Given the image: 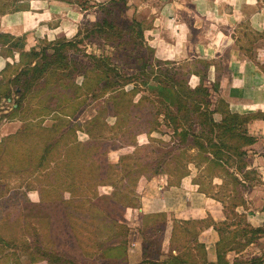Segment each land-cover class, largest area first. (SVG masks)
Masks as SVG:
<instances>
[{"label":"rangeland","instance_id":"rangeland-1","mask_svg":"<svg viewBox=\"0 0 264 264\" xmlns=\"http://www.w3.org/2000/svg\"><path fill=\"white\" fill-rule=\"evenodd\" d=\"M62 1L65 4L75 5L74 8L85 13L83 18L80 16L77 18L76 37L68 38L70 34L66 32L71 28L66 18L75 20L71 18L72 10L55 2L53 3L55 9L48 14V18L52 20L51 27L62 25L63 31L68 36H59V34L56 38L49 36L51 40L41 38L40 41H37L39 38L36 36L37 40L31 38V45L27 46L25 35L14 37L15 40L11 39V47L1 46L0 54L11 56L13 64L0 79V109L2 110L0 139L14 133L3 139L0 144V239L9 240L10 246L7 247L20 252V257L12 256L11 261H27V254L33 253L37 259L45 255L50 256V259L55 262V258H58L61 261L60 264L71 262L112 264L108 261L90 262L86 257L97 253L92 249L94 239L105 237V240L109 241L107 242L109 246L126 243V247L138 238L143 244H150L153 256H159L160 245L162 246L164 239L163 230L159 226L162 222L157 224L159 227L143 226L139 232L132 233L127 225L123 233L106 223L97 229L99 224L93 223L87 216L89 206H81V210L64 206L60 202V196L62 194L65 196L64 189L59 188V192L54 194L56 189L48 186L51 180L55 184V173L65 175L64 171L69 170L66 168L70 162L69 154L76 157L81 165H85L89 160V158L85 160L86 155L92 156L98 149L103 155L102 159L106 158L100 169L103 175L109 170L108 164H121L119 159L125 157L124 155H132V158H128L129 160L122 165L124 169L127 168L124 167L125 165L133 166L132 160L136 156L141 159V162H138L140 167L136 170V174L153 176L152 171L163 167L167 182L171 181L173 184L181 179L179 175L183 172H191L193 169L197 175L196 170L199 169L201 172L197 179L200 189L207 196L220 202L221 215L225 219L224 223L228 225L218 224L215 245H212L210 252L218 249L220 244L222 251L232 249L231 252H227L228 261L231 264H264V160L261 159L264 150L260 145L253 149V145L247 144L245 140L246 137H252L248 134L249 125L261 120L262 115L242 116V119L238 121L240 128L238 136L227 135L222 136L221 139L217 138L218 135H225L220 130L211 134L216 137L215 141L221 146L225 159L221 167L200 158L204 157L205 152L199 149L200 143L192 139L184 144L181 151L174 152L165 147V144H151V140L149 143L150 128L153 129V139L159 141H170L169 133H171L165 127L164 115L167 105H163L158 98L160 83L156 79L169 73L172 76L179 74L176 76L179 80L183 78V75L191 73L190 69L185 65L172 62H170L172 64L158 63L161 60L156 57L154 50L150 51L145 38V30L151 29L152 24L151 16L141 9L143 1L139 6L137 0ZM143 4L149 6L148 3ZM27 5L26 0L24 2L1 0L0 16L11 10L24 9L28 7ZM104 20L113 23L114 29L106 27L107 34L96 33ZM72 30H75V27H72ZM142 31L144 40L139 37ZM249 39L252 41L250 44H248ZM259 40V35L254 33L251 36L248 35V47L245 46L247 49L245 54L248 58L254 59L258 54L254 46ZM67 43H73V45L67 46ZM23 50L28 53L37 52L40 57L33 59L31 56V60L23 59L21 57ZM44 50H46V59L42 60ZM95 57L105 61L107 65H112L111 69H116L124 78L114 81L113 72L103 67V62L98 67L95 64ZM143 58L149 61L150 67L144 66ZM37 62L46 63V71L37 73L40 78L33 82L34 85L30 90L25 91L23 99L16 93V89H20L22 84L17 83L15 79L20 77L22 70L29 69L26 68L28 63L31 64L30 67H34ZM49 63H51L50 66ZM211 67L214 66L210 65ZM206 68L207 71L208 67ZM194 70L201 72L199 68ZM223 70L226 73L228 65L223 66ZM106 72L111 74L107 77L112 82V89L102 92L104 75L108 74ZM29 75L34 74L29 71ZM27 78L28 75L24 76V79ZM7 81H11L12 84L10 85ZM175 85L178 86L174 83V88H176ZM203 85L211 96L207 98L211 101L209 110L217 112L214 114V119L221 123L225 116L220 114V110H224L227 100L217 97L213 92L220 85L209 82ZM7 94L11 95L10 101L4 98ZM197 101V99H188L185 100V104L191 109L193 106H198ZM21 102L22 111L15 113L16 105ZM199 106L206 110L205 103L201 102ZM150 114L154 116V121L150 120ZM197 116V113L192 115L190 113L189 116L182 117L184 125L190 127L191 120L199 122L200 116ZM9 121L14 124H10ZM197 128L200 132V128ZM60 131L68 132V134L61 136ZM139 132L141 136L138 138ZM77 139L85 145L92 146L93 149L85 153L82 146L75 144ZM57 141L58 148L49 154L48 162L40 166L39 160L46 144ZM137 141L143 146L136 149L129 148V145ZM148 147L150 149H147ZM240 153L243 154L239 156ZM158 159L162 162L169 160V162L165 167L162 162L155 163ZM171 159L173 160L170 161ZM147 167L149 169H146ZM115 170V168L110 169L113 179L108 178L107 182L114 183L119 189L120 181L125 174H122L121 170L116 173ZM81 172H85L84 168ZM46 174L51 176L49 181L46 179ZM118 174H120L119 178L116 177ZM141 177L143 176H140L137 183ZM123 185H128V182L123 181ZM12 189L15 191L13 192ZM41 189L45 193V204L41 206L28 204L24 191H40ZM74 189L80 190V193L86 192L85 181L78 183ZM10 190L13 193H10ZM113 192L114 188L110 185L97 188L98 196L103 199L111 197ZM240 197L243 198L245 207L235 210L234 204L241 202ZM98 207L104 213L117 211L104 200L98 204ZM124 211L121 212L122 215ZM66 214L72 215V219L69 217L70 220L67 219ZM212 222H214L212 219H207L188 227L180 223L174 224V229L180 232L183 230L177 236L178 240L175 241L174 247L181 251L185 249L187 237L185 229L198 232V236L202 237L201 243L205 246L209 245L212 239L201 235ZM252 229L259 232L253 233ZM219 231L224 234L223 238ZM94 232H97L99 237H96ZM104 234L107 235L104 237ZM29 243L32 245L30 246ZM0 244L3 243L0 242ZM39 248H41L40 251ZM113 262L119 264L117 261Z\"/></svg>","mask_w":264,"mask_h":264},{"label":"crops","instance_id":"crops-1","mask_svg":"<svg viewBox=\"0 0 264 264\" xmlns=\"http://www.w3.org/2000/svg\"><path fill=\"white\" fill-rule=\"evenodd\" d=\"M26 1L28 7L11 10L0 16V34L17 38L26 35L27 46L31 45V38L37 40L36 36L39 38L37 41L41 38L47 39L49 36L56 38L59 34L68 36L67 33L70 34L68 38L77 36V18L78 16L83 18L85 13L74 8L75 5L65 4L62 0ZM55 2L72 10L71 18L75 20L66 18L71 26L69 31L66 30L67 33L63 31L62 25L51 27L52 20L48 18V14L55 9L53 6ZM140 2L143 5L141 7L143 12L151 16V29L145 30L146 42L159 60L187 66L191 71L187 75V81L192 89L205 82L213 85L219 83L220 87L213 91L214 95L225 98L229 111L233 114L264 116V0H137L138 6L141 5ZM143 3H148L149 6ZM72 27H75V30H72ZM253 33L259 35L260 40L254 46L258 54L251 59L245 54L247 50L245 46L248 47L252 42L249 39L247 44L248 35L251 36ZM12 65L10 57L0 54V79ZM210 65L214 67L210 68ZM225 65H228L226 73L223 70ZM206 67L209 72L206 71ZM198 68L201 72L194 70ZM9 123L14 124L12 121ZM247 130L248 134L256 139L252 148L260 145L264 150V119L252 122ZM10 135L2 137L0 144ZM142 146L137 141L135 146L131 145L129 148L136 149ZM261 155V159L264 160V152ZM196 171L197 175L191 169V172L174 184L171 181L167 182V175L164 172L148 177L144 175L136 187V193L141 198L139 205L124 209L122 224L127 225L131 233L139 232L143 226L148 228L161 226L164 239L162 246L160 245L159 256L154 255L157 261H166L168 257L178 256L183 252L174 247V224L212 219L214 222L201 236H209L208 239H212L206 246L208 261L218 262L217 249H213V252L210 250L212 245H215L218 224L224 223L225 219L221 215L220 202L207 196L200 189L197 178L201 171L199 169ZM9 192L13 193L11 190ZM24 192L28 204L38 206L45 204L46 200L42 198L39 190ZM64 195L66 201L73 198L71 192L66 191ZM159 222H162V225L157 226ZM201 238L199 237L200 242ZM146 246L147 244L135 238L127 247L126 264H144L148 259L144 249ZM3 252L8 257L0 256V264H53L46 258L40 256L37 259L30 253L27 254V261L12 262V256L18 258L20 252L10 248H4ZM151 252L150 247L149 257L153 255ZM91 255L93 254H90V257L86 256L90 262L107 261L102 252Z\"/></svg>","mask_w":264,"mask_h":264},{"label":"trees","instance_id":"trees-1","mask_svg":"<svg viewBox=\"0 0 264 264\" xmlns=\"http://www.w3.org/2000/svg\"><path fill=\"white\" fill-rule=\"evenodd\" d=\"M106 27H109L110 29H114L113 23H111L109 20H104L100 24L99 28L97 29L98 32L96 33L107 34L108 31L105 30ZM139 37H141V39L144 40L143 31L140 32ZM11 39L15 40L14 37L11 35L0 34V45L2 47H7V48L11 47L12 45V42L10 41ZM66 45L72 46L73 43H67ZM149 49L151 52H153L151 48ZM7 56L11 58V56L9 55ZM31 56L33 57V59H36V58L39 59L38 57H40L39 53L37 52L28 53V52H25V50H23L21 53V57L23 59L24 58L30 59ZM45 57H46V50H44L42 60L46 59ZM94 60H95V64L98 67H100L101 62L103 61H101V59L98 57H95ZM143 61H145L144 58H143ZM148 62L149 61L147 60L143 63L145 67L146 66L150 67L148 66L149 65ZM161 62L162 61H158V63H161ZM29 63L26 66V68L28 67L29 69L22 70L19 75L20 77H16L15 79L17 83H19L20 85L22 84V87H20V89H16V93L17 95L21 96V98L23 99L25 97V91L30 90L32 86L34 85L33 82L37 81L40 78L39 74L37 73H45L46 68H47L46 63L42 64V63L37 62L34 67H30L31 64ZM103 63H104L103 67L107 68L109 71H112L113 74L115 75L114 81L116 80L118 81L119 78H124V76H120V73H118L116 69L114 68L111 69L112 65L105 64V61ZM48 65L50 66L51 63H49ZM29 71L33 72L34 75L30 76ZM106 73H108L109 75L108 74L104 75L103 85L101 89L102 92H106L108 91V89H112L111 88L112 82H110L109 78L107 77V76H111V74L109 72H106ZM26 75H28V78L24 79V76ZM176 76H179V74H176ZM176 76H172L169 73H166L163 77H159L158 79H156L160 83L159 84L160 86L158 88V91H159L158 98H160V100L162 101L161 103L163 105H167V111L164 115V120L166 121L165 127L169 129L171 133H169L170 141H164V140L159 141V140L153 139L152 137L153 129L150 128L149 129L150 131L148 132V134L150 135L149 139L151 140V144L152 143L165 144L166 145L165 147L171 149V151L174 152V151H181L184 144L188 142L190 139H192L194 140V142L197 141L198 143H200L198 145L199 149L205 152L204 157L202 156L200 158L202 159L204 158L205 161L212 162L216 166H219V167L223 166L225 159L223 157V153L221 152V148H220L221 146L217 145L215 141L216 137H213V135L211 134L214 133L216 130L217 131L220 130L224 132L225 135H218L217 138L221 139L222 136H227V135L238 136L239 129H240L238 121L242 119V116L238 114H233L231 111H229L228 104L226 103L224 110H220V114H223L225 117L223 118L221 123L216 122V120L214 119V114L217 112L209 110L211 101L208 100L207 98L211 96L207 88L203 84H201V86L197 87L196 89H192L188 85V82L186 79L187 75L186 76L183 75V78L179 80L176 79ZM8 82L10 83V85L12 84L11 81H7V83ZM174 83H177L178 85V86L175 85L176 88L173 87ZM116 84L118 85V83ZM4 98L11 99V95L10 94L4 95ZM188 99L190 100L197 99L198 106H193L191 107V109H189V107H187V105L185 104V100H188ZM199 100L205 103L206 110L199 106V104H201ZM22 106H23L22 102L21 104H17V108L14 109L15 113H19L20 111H22ZM177 106L179 107L176 108ZM1 112L2 110L0 109V113ZM190 113L191 115L192 113H197L198 115L197 117L200 116V119H199V122L196 123L195 120H191L188 117L189 120H191L192 124L190 125V127H187L184 125V121L182 117L185 118V116H189ZM261 119H264L263 115ZM150 120L151 121L155 120L153 115H151ZM197 127L200 128L199 130L200 132H198ZM67 134L68 132L60 131L61 136H65ZM139 134L141 133L140 132L137 133V135ZM245 140L247 144L249 145H254L256 143V139L253 137H246ZM75 144L82 146V148H84L85 150L84 151L85 153L86 152L88 153L90 150L93 149L92 146L85 145L82 142H79L78 139L75 141ZM136 144L137 143L135 142L132 145L135 146ZM46 145L47 146L43 149V155L41 159L39 160L40 166L44 164L45 162H48L49 154L51 152H54V150L58 148L59 142L58 141L55 143L51 142ZM147 149H150V147H148ZM242 154L243 153H240L239 156H241ZM102 156H103L102 153L98 151V149H96L95 153L92 156H89V155H86V157L84 156L85 160H88V158L89 160L86 162L87 164L81 165L80 161L76 157L69 154L68 161L70 162L68 165H66V168H68L69 170L66 169L64 171L65 175H60L59 173L57 174L55 173V179H56L55 184H53L51 180V183L48 184V186L54 190L56 189V192L54 194H57L59 192V188L61 189L63 188L64 192L68 191L72 193L73 198L70 201H66L64 199L63 194L60 196V199H61L60 202L64 206L73 207L77 210H81L80 209L81 206L83 207L85 205L89 206L90 208L87 212L88 213L87 216L91 218L93 223H97V225L99 224L97 229H99V227H102L103 224L106 223L110 225L112 228H116L117 230H119L120 233H123L124 230L126 229V226L122 224L124 220L122 218L121 212L127 207H137L140 203L139 196H137L136 194V186H137L138 179L140 178V176H144V174L138 175L136 174L137 172L136 170H138V168L140 167V165H138V162H141V159L136 158V156H134L132 160L133 166H131L130 164L127 166L125 165L124 167L125 168L127 167L129 169L127 168L124 169L122 165L125 164L126 160H129L128 158H132V155L122 157L120 159L121 164L119 165L118 164L116 165L108 164L107 169L109 170L107 173L103 175L100 173L101 172L100 169L102 167L103 162L106 161V158L104 160L102 159ZM172 160L173 159H171L170 161ZM158 162L161 163L162 160L158 159L155 163H158ZM168 162L169 160H166L165 162H162V165L166 167ZM83 168L85 172H81V169ZM112 168L116 169L115 170L116 173H119V171L121 170L122 174L123 173L125 174L123 176V179L120 181L121 187L119 189L114 183L107 182L108 178L113 179L112 175H110V169ZM146 169H149V168L147 167ZM152 172L155 175H159L160 173L165 172V171L163 170V167H161V169L158 168L156 171H152ZM187 173L188 171L183 172L182 174L179 175V177L180 178L184 177ZM119 176L120 174L116 175L117 178H119ZM145 176L148 177L150 175H145ZM46 179H48L47 181H49L51 179V176L46 174ZM83 181H85L86 183L87 191L80 193V190H76L74 188L75 186H77L78 183H81ZM123 181L128 182V185H123ZM103 185H110L114 188V192L111 197H108V198L105 197L103 199L98 196L97 188ZM40 193H41L42 198L45 199V193L43 189L40 190ZM102 200H104V202L108 204L110 207L115 208L117 211L115 213L113 212L104 213L101 210H99L98 204L101 203ZM240 200L241 202L239 204H236V203L234 204L235 210L240 206L245 207L244 203L242 202L243 201L242 197H240ZM95 210H97L99 213H97ZM68 217L72 219L73 216L66 214L67 219H69ZM198 223L199 222H185V223H182L181 225L188 227L193 224L197 225ZM223 225L228 226L227 223H223ZM174 230H175V237L173 238V242L175 243V241L178 240L177 236L181 234L183 230H181V232L178 231L177 229H174ZM260 231H263V230L260 229ZM184 232L186 233L187 237H186L185 245H184L185 249L183 250L182 253H180L178 256L172 255L171 257H168L166 261L158 260V261H161V262H158L157 258H155L153 255H151L150 257L148 256L150 244L147 243L148 247L146 246L144 249L147 252L146 256L148 259L145 261L144 264H230V262L227 260V252H231L232 249H229L226 252L222 251V249L220 248V244H219V248L217 249L218 262L210 263L207 257L206 246L205 244L200 242L198 232L189 231V229H185ZM252 232L258 233L259 231L252 229ZM219 233L221 232L219 231ZM94 234L96 237H99L97 232H94ZM105 235L107 234H104V236ZM220 235L223 238L224 234L221 233ZM105 239L106 238L94 239L93 244H92V249H94L95 252H102L104 258L109 263L114 264L113 261H117L119 264H126V255L128 252V248L125 246L126 243H121L116 246L108 245L106 247V244H107L106 242H109V241H106ZM8 241L9 240H6L5 238L0 239V242L3 243V244H0V256L2 257H8V255L7 254L5 255L3 252L4 248H10V247H7V246H10V243ZM36 244H38V242H36ZM29 245L31 246L32 243H29ZM2 246H4V248ZM175 248L178 249L177 247ZM38 250L40 251L41 248H39ZM151 253L153 254V250ZM30 254L34 255L33 253H30ZM36 254L38 255L39 253H36ZM91 256H94V254ZM43 258L48 259L49 262L53 264L61 263V261H59L58 258H55V262H53L50 259V256L44 255ZM69 264H73V263L71 262Z\"/></svg>","mask_w":264,"mask_h":264}]
</instances>
